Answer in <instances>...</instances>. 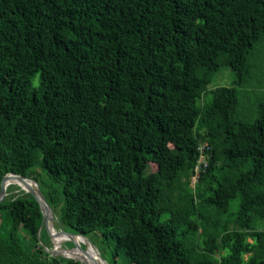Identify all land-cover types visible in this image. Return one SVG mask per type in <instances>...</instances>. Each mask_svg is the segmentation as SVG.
Masks as SVG:
<instances>
[{
	"label": "trees",
	"instance_id": "16d2710c",
	"mask_svg": "<svg viewBox=\"0 0 264 264\" xmlns=\"http://www.w3.org/2000/svg\"><path fill=\"white\" fill-rule=\"evenodd\" d=\"M10 174L107 264H264V0H0ZM13 187L0 264H82Z\"/></svg>",
	"mask_w": 264,
	"mask_h": 264
},
{
	"label": "water",
	"instance_id": "95a60500",
	"mask_svg": "<svg viewBox=\"0 0 264 264\" xmlns=\"http://www.w3.org/2000/svg\"><path fill=\"white\" fill-rule=\"evenodd\" d=\"M16 180L15 182L18 184V181L22 184H24V189L20 188L22 191H24L25 193L31 195L34 200L37 202L39 208H40V211L42 213V224L39 228V231L37 232V238L39 239V236H40V230L44 227L47 235L49 236L50 239H53V235L51 233V230L53 229L54 230V223L56 222L55 218H54V215H53V212L50 208V206L48 205V203L46 202L42 192L40 191L39 187H38V184L34 181V180H31L29 178H26V177H21V176H18V175H13V174H10V175H6L1 183H0V203L4 201L5 199V196H6V188L7 186L9 185H12V184H6L8 182V180ZM14 185V184H13ZM57 233V232H56ZM57 234H63L65 236H68V239L67 241L73 243L74 247L73 249H78L80 250L83 254L86 253V251L84 249L87 248L88 244L91 245L95 250V246L91 244V242L86 238V237H83V236H80V235H75V234H71V233H66V232H59ZM74 238H82L83 241H82V244L85 246V248L83 249L78 242H76L74 240ZM45 250L53 255V256H60V257H63V258H66L64 256H62L60 253H55L53 251V248L51 250H48L45 248ZM72 250V249H70ZM97 251V250H96ZM97 259L99 260V262L101 264H107L103 259L102 257L100 256L99 252L97 251ZM66 259H72V260H76L82 264H87L86 262L84 261H81L79 259H74V258H66Z\"/></svg>",
	"mask_w": 264,
	"mask_h": 264
},
{
	"label": "rangeland",
	"instance_id": "374dc122",
	"mask_svg": "<svg viewBox=\"0 0 264 264\" xmlns=\"http://www.w3.org/2000/svg\"><path fill=\"white\" fill-rule=\"evenodd\" d=\"M235 80V75L233 72H231V70L229 69H221L219 72L216 73V75L214 76V78L212 79L211 83L206 87V90L204 92V94L201 96V98L198 100V105L201 106L203 103L208 102L211 100V91L214 90L216 87H229L232 82ZM261 92L258 91L257 94L254 96L250 95L248 98L247 103H252L254 102V100L256 98H260L261 97ZM152 169L154 170L155 168L152 167ZM9 186H14L13 189H15V186L17 185H9ZM19 187V186H17ZM20 188V187H19ZM21 190V189H20ZM16 190L14 191V194H16ZM14 194H12L11 189H8L7 193H6V197L7 198H11ZM55 220H57V218L55 217ZM54 231L59 233L62 232L61 229L59 228H54ZM66 237V236H65ZM68 237V236H67ZM50 242H52V247H55V242L53 239H50ZM46 243V242H45ZM69 241H65L62 243L61 248L65 249V250H69V251H73V252H80V250L78 249H73V247L71 246V243ZM94 243V242H93ZM92 244V243H91ZM47 245V243H46ZM80 246H82V243H79ZM93 245V244H92ZM95 248H97L96 250L99 252V254L102 256V259L105 262H109L110 261V256L97 244L94 243ZM83 247L85 248V246L83 245ZM83 248V249H84ZM72 249V250H70ZM86 251L85 256L88 258L89 254L91 253L90 250H88V248L84 249ZM88 255V256H87ZM92 257H94V255H92Z\"/></svg>",
	"mask_w": 264,
	"mask_h": 264
},
{
	"label": "bare ground",
	"instance_id": "6f19581e",
	"mask_svg": "<svg viewBox=\"0 0 264 264\" xmlns=\"http://www.w3.org/2000/svg\"><path fill=\"white\" fill-rule=\"evenodd\" d=\"M13 181V183H12ZM12 181L8 180L7 183L9 184H15L17 186H19L20 188L24 189V184L20 183L18 181V184L16 183L17 181L16 180H13ZM16 181V182H15ZM6 183V184H7ZM8 187V186H7ZM7 189V188H6ZM54 195V194H53ZM49 196V195H48ZM6 197V196H5ZM52 198V197H51ZM47 199V197H46ZM54 199H57V198H54ZM60 199V198H59ZM104 203V202H103ZM55 227V226H54ZM6 229V228H5ZM45 233V232H44ZM51 233L53 235V240L55 242V247L53 248V251L55 253H60L62 256L66 257V258H74V259H79L81 261H84L86 262L87 264H101L99 262V260L97 259V251L91 246L88 244L87 248L88 250H90V254L88 256V258L85 256V254H83L81 251L80 252H73V251H69V250H65V249H62L61 248V245L63 242L67 241L68 237H65V235L63 234H57L53 229L51 230ZM74 240L78 243H82L83 239L82 238H74ZM14 253V252H13ZM92 255H94V257H92Z\"/></svg>",
	"mask_w": 264,
	"mask_h": 264
},
{
	"label": "built area",
	"instance_id": "2783aa9c",
	"mask_svg": "<svg viewBox=\"0 0 264 264\" xmlns=\"http://www.w3.org/2000/svg\"><path fill=\"white\" fill-rule=\"evenodd\" d=\"M200 162H199V164L202 162V158H200V160H199ZM198 164V165H199ZM199 168H198V166L196 167V171L198 170ZM196 180V176H194L193 178H192V182H194Z\"/></svg>",
	"mask_w": 264,
	"mask_h": 264
},
{
	"label": "crops",
	"instance_id": "0c3cea01",
	"mask_svg": "<svg viewBox=\"0 0 264 264\" xmlns=\"http://www.w3.org/2000/svg\"><path fill=\"white\" fill-rule=\"evenodd\" d=\"M10 181V180H9ZM11 181H12V179H11ZM12 183H13V181H12ZM8 185H9V183H7Z\"/></svg>",
	"mask_w": 264,
	"mask_h": 264
}]
</instances>
